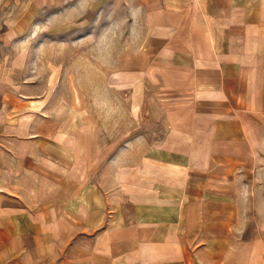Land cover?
<instances>
[{
    "label": "crops",
    "instance_id": "0c3cea01",
    "mask_svg": "<svg viewBox=\"0 0 264 264\" xmlns=\"http://www.w3.org/2000/svg\"><path fill=\"white\" fill-rule=\"evenodd\" d=\"M111 2L128 3L126 17L139 30L145 61L138 72L146 71L165 97L179 100L181 115L191 106L190 123L168 126L180 137L165 136L169 149H149L144 158L158 173L175 169L182 181L155 187L153 201L126 198L113 207L107 191L75 181L67 204L56 199L57 218L51 220L43 218L42 198L29 213L12 208V192L0 190V264H264V237L222 226L214 212L230 204L215 202L220 195L207 186L218 163H244V176L252 164L264 163V0H0V40H10L13 18L22 28L21 20L33 12H86ZM6 73L3 60L4 124L13 113L21 121L28 116L27 95L13 96Z\"/></svg>",
    "mask_w": 264,
    "mask_h": 264
},
{
    "label": "rangeland",
    "instance_id": "374dc122",
    "mask_svg": "<svg viewBox=\"0 0 264 264\" xmlns=\"http://www.w3.org/2000/svg\"><path fill=\"white\" fill-rule=\"evenodd\" d=\"M126 5L33 12L34 17L21 20L22 28L15 27L13 18L10 40H0V62L6 63L13 96L26 94L22 100L28 108L23 121L13 113L4 124L0 115V190L12 192V208L32 213L42 198L43 218L51 220L57 218L56 199L67 204L75 181L107 191L111 207L126 198L153 201L155 187L165 181L174 188L182 181L175 169L158 173L144 158L149 149H169L163 145L165 136L180 137L168 126L182 119L190 123L191 106L189 114L181 115L180 104L175 105L179 100L165 97L146 71L138 72L145 56ZM17 6L13 4V15ZM40 108V114H29ZM38 131L43 134L37 138ZM195 138L202 141L203 135ZM197 148L203 156L206 147ZM243 165L218 163L211 172L208 191L219 193L215 202L231 207L221 204L214 216L247 238L264 237V163L252 164L245 176Z\"/></svg>",
    "mask_w": 264,
    "mask_h": 264
}]
</instances>
